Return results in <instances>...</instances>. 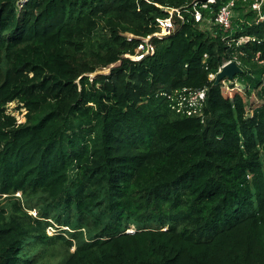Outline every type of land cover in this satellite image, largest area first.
<instances>
[{
	"label": "trees",
	"instance_id": "16d2710c",
	"mask_svg": "<svg viewBox=\"0 0 264 264\" xmlns=\"http://www.w3.org/2000/svg\"><path fill=\"white\" fill-rule=\"evenodd\" d=\"M192 1L0 0V264L50 243L61 264H264V22L236 0L224 33L216 0L212 25L154 36ZM226 61L251 116L210 78ZM183 89L206 90L202 117L172 108Z\"/></svg>",
	"mask_w": 264,
	"mask_h": 264
},
{
	"label": "built area",
	"instance_id": "2783aa9c",
	"mask_svg": "<svg viewBox=\"0 0 264 264\" xmlns=\"http://www.w3.org/2000/svg\"><path fill=\"white\" fill-rule=\"evenodd\" d=\"M235 1L236 0H232L223 6L217 13V16L213 22V25L219 27V29L224 31V33H228L232 30V22L235 16ZM214 3H216V0H193L190 4L182 8H162L169 14V17L165 19H158L161 31L156 33L154 36L165 37L175 32L176 25L174 21L176 19L185 20L184 14L190 16V18L196 23L212 25V21L206 18L205 12L212 14L211 5ZM252 10L258 15L257 22H264V0H252ZM128 37L131 39L133 35ZM152 38L153 36L141 38L136 50V55L130 58L135 61H141L146 56L154 54L156 46L154 45ZM249 40V37H243L232 41L236 44V46H240ZM231 62L236 61L224 62L219 72L224 66ZM236 63L239 65L238 62ZM210 77L211 79H214L216 75H211ZM206 94V90L192 91L183 89V91L176 92L173 96H171V99L175 102L172 108L180 115H187L189 117H202Z\"/></svg>",
	"mask_w": 264,
	"mask_h": 264
},
{
	"label": "rangeland",
	"instance_id": "374dc122",
	"mask_svg": "<svg viewBox=\"0 0 264 264\" xmlns=\"http://www.w3.org/2000/svg\"><path fill=\"white\" fill-rule=\"evenodd\" d=\"M127 36H131V34H126ZM110 69H104L103 73L108 74ZM93 77V76H92ZM211 78V77H210ZM215 79V78H214ZM223 87V94L228 97H232L236 91L240 92L243 94V97L247 103V110H248V115L251 116L253 114V111L258 108L259 106L263 105L262 101H260L257 97L256 94L253 93L251 96H248L245 94L244 90L240 87L239 83L235 80H225L222 82ZM9 111L14 113L20 121H24V112L19 113L16 111V104H11L9 106ZM21 194H17V196H20ZM33 215H36L37 212L35 209L31 211ZM139 225H137L138 227ZM67 230V227L60 226L56 222H53V227H48L47 228V234L49 236H53L59 233L61 230ZM130 230H136V227L132 226ZM128 232H132V231ZM71 249V251H73ZM67 254V249L65 246H61L60 244H47L44 246V248L39 252V257H36L35 264H61L62 260Z\"/></svg>",
	"mask_w": 264,
	"mask_h": 264
},
{
	"label": "water",
	"instance_id": "95a60500",
	"mask_svg": "<svg viewBox=\"0 0 264 264\" xmlns=\"http://www.w3.org/2000/svg\"><path fill=\"white\" fill-rule=\"evenodd\" d=\"M207 1V0H205ZM243 72L242 68L236 63V62H231L224 66L220 72L217 73L215 77V85L218 86L221 82L225 80H234L235 77L238 74H241ZM240 87L243 88V85L240 84Z\"/></svg>",
	"mask_w": 264,
	"mask_h": 264
},
{
	"label": "clouds",
	"instance_id": "9594fccd",
	"mask_svg": "<svg viewBox=\"0 0 264 264\" xmlns=\"http://www.w3.org/2000/svg\"><path fill=\"white\" fill-rule=\"evenodd\" d=\"M130 231H132L131 233H133L135 230H130Z\"/></svg>",
	"mask_w": 264,
	"mask_h": 264
}]
</instances>
